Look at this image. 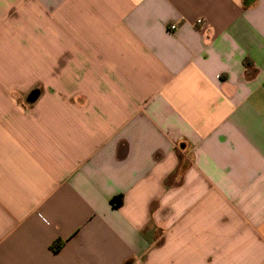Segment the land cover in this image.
Masks as SVG:
<instances>
[{
  "label": "crops",
  "instance_id": "crops-1",
  "mask_svg": "<svg viewBox=\"0 0 264 264\" xmlns=\"http://www.w3.org/2000/svg\"><path fill=\"white\" fill-rule=\"evenodd\" d=\"M0 264H264V0H0Z\"/></svg>",
  "mask_w": 264,
  "mask_h": 264
},
{
  "label": "trees",
  "instance_id": "trees-1",
  "mask_svg": "<svg viewBox=\"0 0 264 264\" xmlns=\"http://www.w3.org/2000/svg\"><path fill=\"white\" fill-rule=\"evenodd\" d=\"M253 0H247V3L252 2ZM111 205L115 208V209H119L121 208V206L123 205V197L119 196V197H115L111 200ZM62 243L57 242L54 246H53V250L55 252H58L61 249Z\"/></svg>",
  "mask_w": 264,
  "mask_h": 264
},
{
  "label": "built area",
  "instance_id": "built-area-1",
  "mask_svg": "<svg viewBox=\"0 0 264 264\" xmlns=\"http://www.w3.org/2000/svg\"><path fill=\"white\" fill-rule=\"evenodd\" d=\"M205 25H206V20L203 19V18H200V19H198V20L196 21V26H197L198 28H202V27H204ZM175 28H176L175 26H172V27H171L172 30H174Z\"/></svg>",
  "mask_w": 264,
  "mask_h": 264
}]
</instances>
